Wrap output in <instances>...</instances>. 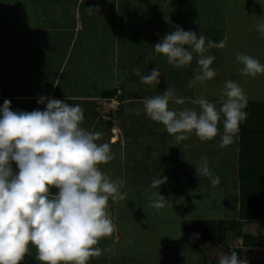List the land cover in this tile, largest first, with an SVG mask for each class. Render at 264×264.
Here are the masks:
<instances>
[{
  "label": "crops",
  "instance_id": "1",
  "mask_svg": "<svg viewBox=\"0 0 264 264\" xmlns=\"http://www.w3.org/2000/svg\"><path fill=\"white\" fill-rule=\"evenodd\" d=\"M55 1L56 3L54 2L50 8L40 9L34 14L38 18L35 25L19 21L16 28L14 26L11 28L20 36L22 33H32L30 39L24 35L20 41L22 45L17 46L15 41H7L0 45V55L3 56L0 58V63L5 59L4 57L7 59L4 61L6 67L3 68V64L0 66V108L3 107L4 101L8 100L13 111H43L46 104L38 103V99L41 97L54 98L70 105L79 104L85 110L82 127L89 131L102 133V138L98 143L121 146L120 158L122 162L136 160L135 165L131 166L133 169L126 166L128 170H132L131 174L136 173L134 179H138V181L132 184L129 181V176L125 173L122 174L121 179L125 182L121 189L122 192L140 191L139 196L142 197L145 187L152 188L151 182L154 178L167 177V182L161 185L158 190H160V195L168 200L169 209L173 205L176 193L179 194L176 197L178 201L189 208L190 195L197 192H201L203 200L197 202V207L212 203L216 207L214 196L208 193L215 195L219 192L220 197L224 198L223 205L222 201L220 202L224 213L218 214L213 219L210 217L211 220L208 222L240 220L239 133L233 144L223 148L220 147V135L214 140L201 141L192 133L188 140L177 142L175 137L169 135L161 124L152 121L145 114L143 105L145 98L160 95L167 87L174 85L165 78L166 71L162 68L163 61H161L163 57L158 56L152 46L160 42L166 34L175 31L177 26L185 31H193L199 36L201 25L207 26L208 23H211L210 17L214 18L218 14V12H212L213 9L208 2L210 0ZM23 2L21 5L18 4L17 11L26 10ZM196 2H199V5H203V7H198ZM61 4L63 9L60 8ZM206 4L209 6L206 7ZM31 9V13H33L34 6L27 8L28 11ZM249 9L246 7L245 11L248 12ZM261 9L259 11L262 18L264 17V7ZM52 14L56 18L50 19ZM14 15L16 12L13 11ZM197 16L201 18L196 19ZM237 21L238 19L232 21L234 32H239V29L243 31L246 24L247 28H249V24L252 25L250 20L243 21L242 19V24ZM202 32L205 33L204 36L207 39L216 43H224L223 48H213L207 53L215 57L211 67L220 69L224 75L219 78L216 76L204 85H197L189 89V81L185 82V80H192L194 73L199 68L196 62L197 55L193 53L194 58L191 65L183 68L182 76L185 79L181 76V79L178 80L181 83L174 87L176 95L184 97L186 103L183 105L170 103L169 107L176 110H182L185 107L194 108L199 111V106L192 101L201 95L219 107L223 97L216 96L215 93L217 89L221 91L229 80L238 83L243 90L247 89L251 93H258L256 97L262 99L263 94L260 92H264V75L237 77L231 70L232 65L239 63L236 60V53L240 49L248 47V54H251L250 48H252L254 53L251 56L255 54L257 48L262 49L259 52L264 56V38L260 37L256 29L252 36L247 37L248 40L245 39L243 32L242 38L235 34L225 35L226 32H221L219 29L213 30V32L208 30ZM140 50L145 52L144 61L141 60L142 65L139 56L137 58L135 55ZM150 52L151 56H149ZM30 54L35 55L34 59ZM155 67H158L161 73L159 85L142 84L140 77L133 72V69L139 68L141 73L146 75ZM177 70V72H181L180 69ZM186 71L192 74H185ZM172 79L170 78V82ZM118 91H121L120 95H118ZM246 95L247 102H264V98L263 101H258L253 98L248 99V94L246 93ZM250 96L253 97V95ZM112 100H118L121 103L118 114L114 121H104L101 119V113L111 108ZM130 116H133V119L138 122L134 127L136 128L134 135L137 137L134 139L131 138L133 134L128 128L131 121ZM218 127L220 133L223 134V120ZM133 141L135 142L133 146L139 145L137 148L140 154H135L136 158L131 157L129 151H126ZM223 155H226L227 159H231V164L235 167L231 177L226 175L225 178H219L220 182L213 185L208 177L197 175L195 167L202 157L208 158L209 167L212 162L216 161L221 169L220 162L223 161ZM12 168L14 172L18 171L14 162ZM211 170L216 176H220L216 170ZM174 185L178 186L171 188ZM53 194H56L55 190H53ZM129 198L131 201L134 200L131 196ZM129 198L126 197L123 201H109L108 211L116 226V231L110 238L101 240L99 247L107 249V251H104L101 257L93 258L90 264H111L113 257L123 250L121 243L134 240L132 237L135 236V231L131 232L134 229L133 224L137 221L138 223L143 222L145 216L136 217L131 208L123 206V203L128 202ZM231 203L234 204L232 205L234 208L229 210ZM203 220L204 218H200V220L195 218V221L192 222H204ZM183 221L180 225L181 232L184 233L188 241L180 248L184 251L187 250L186 252L195 250L201 258L200 262L198 261L199 264H205L206 260L217 261L216 258L221 251L228 253L212 242L211 235L201 236L198 231L191 229L192 222H188L190 220H185L186 223ZM206 222L207 220L204 223ZM249 222L255 227L254 232L248 234L264 243V238L260 236L264 232V218L253 219ZM121 223L128 224L131 230L127 231ZM249 224L244 225L243 233ZM126 235L130 239H126ZM231 240L233 241L231 246L235 248L243 243L240 237L229 241ZM142 250L151 251L150 259H146V264L165 263L167 255L163 253L164 248L159 246L151 250L149 246H145ZM127 251L128 249L123 255L127 258L126 260L131 256L127 255ZM251 252H255V249L244 248L242 259L247 260ZM33 255L36 257L34 248L31 249V255L25 256L21 264H40L36 258L30 259ZM259 255L264 256V252ZM120 257L122 256L118 257V262ZM192 260L195 261V259Z\"/></svg>",
  "mask_w": 264,
  "mask_h": 264
},
{
  "label": "clouds",
  "instance_id": "2",
  "mask_svg": "<svg viewBox=\"0 0 264 264\" xmlns=\"http://www.w3.org/2000/svg\"><path fill=\"white\" fill-rule=\"evenodd\" d=\"M254 27L264 38V17ZM223 47V42L180 26L152 46L177 69L190 66L193 53L197 55L199 68L188 83L189 89L217 75L211 67L215 57L207 53ZM236 59L243 65V76L264 75V64L253 56L237 52ZM133 72L142 84L161 82L158 67L146 75L139 68ZM220 95L219 107L201 95L192 101L199 111L186 107L176 110L170 103L183 105L186 100L167 87L160 95L145 98L143 105L145 114L177 142L188 140L192 133L201 141L220 135L223 148L235 142L240 125L247 119V95L232 80L225 83ZM38 103L46 104L45 110L13 111L8 100L0 108V264H21L32 248L40 264H90L107 251L99 247L101 240L116 231L109 201L126 199L127 193L121 191L125 182L102 171L101 166L114 159L111 146L98 143L101 132L82 127L85 110L79 104L48 97L39 98ZM222 118L223 134L218 127ZM195 171L213 185L220 182L206 156ZM166 182L167 177L160 176L152 180L151 187L159 189ZM152 197L150 207L159 211L167 206L168 200L159 191ZM216 260L217 264H247L235 251H221Z\"/></svg>",
  "mask_w": 264,
  "mask_h": 264
},
{
  "label": "rangeland",
  "instance_id": "3",
  "mask_svg": "<svg viewBox=\"0 0 264 264\" xmlns=\"http://www.w3.org/2000/svg\"><path fill=\"white\" fill-rule=\"evenodd\" d=\"M21 2H23V5L26 7V10L17 11L18 4L21 5L22 4ZM54 2L56 3L55 0H0V45L7 41H15L17 46L22 45L20 41H22L21 37L24 35H27V39H30L32 36V33H27V34L22 33L20 36L19 33L14 32L11 28L13 26L16 28L18 26L17 23L19 21L20 22L25 21L29 23V25H35L37 23L38 18L34 14H36L40 9L50 8L51 6L54 5ZM208 2H209L210 7L213 9L212 12L214 13L218 12V14L214 18L213 16L211 17L209 16L211 23H208L207 26H205V24L201 25V31H199L200 35L205 34L204 32H202L203 30L205 31L208 30L209 32L211 31L213 32V30L217 31V29H219L221 30V32L225 31L226 32L224 33L225 35L235 34L236 36H239L242 38L244 34V36L246 37L245 39H247V37L253 35L254 30H255L254 25L257 24L259 18H261L260 17L261 14L259 10L261 8L263 9L264 7V0H247V1L246 0H229V1L228 0H210ZM196 4L198 7H203V5H199V2H196ZM209 5L206 4V7H208ZM243 5H244V8H243ZM29 6L30 7L34 6L33 13H31L32 9L29 11L27 10ZM246 7L250 8L251 10L249 9V11L246 12L245 11ZM60 8L63 9L62 4ZM13 11L16 12V15L14 16H13ZM242 11H243V16H242ZM21 14H23V16H20ZM53 17L56 18V16L52 14L50 16V19H52ZM199 18L201 17L197 16L196 19H199ZM236 19H238L237 22L241 24H242V19L243 21L250 20L252 22V25L249 24V28H247V24H246L243 31L239 29L240 30L239 32H234L233 31L234 28H232L234 23L232 21ZM5 29H8V30H5ZM250 49L252 51L251 54H253L254 50L252 48ZM260 50L262 49L257 48L255 50V54L252 56L258 59L262 64H264V56L260 55V52H259ZM248 51H249L248 47L243 48V50L242 49L239 50L240 53H245V54H248ZM251 54H248V55H251ZM135 55L136 57L139 56L140 63L142 65L141 60L144 61L145 52L140 50L137 54L135 53ZM30 56L33 59L35 57L34 54H30ZM158 56L163 57L162 55H158ZM2 57L3 56L0 55V58ZM4 58L5 59L0 63V66H2V64L4 65L3 68L6 67L5 65L6 62L4 61H7L6 57ZM132 61L134 62L133 58H132ZM161 61H163L162 68H164L166 71L165 78L167 79V81H169L170 84H174L171 87L173 88L176 87V84L181 83L178 80L181 79V76L184 73V69L180 68L181 72L180 71L177 72L178 71L177 68L170 66L167 63V59L165 57L161 58ZM242 67L243 65H241L240 63H237L231 66V70L235 72L237 77H242V74L240 72V69ZM213 69L217 72L216 76L218 78L224 75V73L221 72L220 69L218 68H213ZM188 73L190 72L188 71L185 72V74H188ZM225 75H227L226 72H225ZM170 78H173L171 82H170ZM183 78L185 79V77ZM190 80L191 79L185 80V82H188ZM244 92L248 94V97H249L248 99L253 98V100L259 101L264 98V92H260L263 94L262 99L261 97H256L258 93L256 94L251 93L247 89H245ZM220 93L221 91L217 89L215 95L219 96ZM249 94L253 95V97L250 96ZM130 118H131V121L129 123L130 126L128 128L130 129V133L133 134L131 138L134 139V138H137L134 135L135 129H136L134 127L138 124V122L136 121V119H133L134 118L133 116H130ZM132 143L129 145V147H127L126 151H129V153L131 154V157L136 158L135 154L137 153L140 154V151L137 148L139 147V145L133 146L135 145V142L133 141ZM110 146H111L112 153L115 156H114V159L110 163L101 166L102 171L108 173L113 179H116V178L121 179L122 174L125 173V175L127 174L129 176V181L132 184H135L136 181H138V179L137 180L134 179L136 173L133 172V174H131L132 170H128L127 166L130 169H133L131 166L135 165L136 160L122 162V159L120 158L121 146L119 145L118 146L110 145ZM248 155L249 153L247 154V158L249 160H253L251 159L252 157L250 158ZM223 156H224L223 161L220 162L222 166L221 169H220V165L217 164L216 161L212 162V165L210 168L213 170H216L219 173L218 174L220 175L219 178H225L226 175L228 176L230 175L231 177L232 170L235 169V167L231 164V159H227L226 155H223ZM133 167L136 168L135 166ZM177 186L178 185H174V187H171V188H175ZM244 186H245L244 190L245 189H248V190L255 189V190H259V193L264 195V182L262 181H260L259 183H255V185L253 186L252 184L246 182L244 183ZM159 188H161V186ZM155 191L160 192V190L158 189L145 187L143 190L142 197L139 196L140 191L127 193V197L129 198V196H131L132 199L134 198V200L131 201V199L129 198L128 202L123 203V206H125L126 208H131V210L134 211V214L136 217H140V218L142 216H145V217H144L143 222L140 221L138 223L137 221L135 224H133L134 229L132 230L130 226L128 227V224L121 223L122 227L127 229V231H130V230L131 232L135 231V236L132 237L134 238V240L131 239L133 241H123L121 243V247L123 248V250L121 253H119L118 255L116 254V255L118 257L119 256H122V257L119 258V262H118L117 256L113 257L111 264H146V259L150 257L151 251H143L142 249L145 246H149L151 250L152 248L156 249L159 246L161 248H164L163 253H165L167 257H165V260H164L165 263H161V264H174V263L176 264H199L198 261L200 262L201 258L195 250H192L191 252H186L187 250L184 251V249L180 248L182 245H184L188 241V239L185 238L184 233L182 234L181 232V227H180V225L182 224L181 222L182 220H184L183 223H186L185 220L187 221L190 220L188 222H192L193 220L195 221V218L197 220H200V218H204L203 221L205 222L207 220L208 222V220H211V218L213 219L218 214L220 215L221 213H224V209H222L220 205L221 201L223 205V200H224L223 196L220 197L219 192L215 193V195L213 193H208L209 195L214 196V202H215L214 205L216 207L213 206V203L210 205L197 207L198 205L197 202L199 203L203 201L201 192H197L196 194L190 195V199L188 202L190 206L189 208H187L180 201H178L176 197L179 196V194L176 193V197L174 198V201L172 202L173 205L170 206V209L168 208V206H166L164 209L157 211L156 209L149 206L152 203V200L154 199V197H152V193ZM140 198L142 202L140 201ZM145 205L147 207H144ZM232 205L234 204L231 203L229 210L230 208H234ZM249 223L250 222L248 221L244 223V225L249 224ZM254 227L255 226H252V224H249V226H247V229H245L244 234L253 233ZM260 236L264 238V232ZM126 239H130L128 235H126ZM239 246H242V243ZM261 247L262 248L260 247L249 248L253 250L255 249V252H251L250 256H248L249 258L246 260L247 264H260L261 261H262L261 264H264L263 263L264 256L259 255V253L264 252V249H263L264 243H262ZM126 249H128L127 255H131L128 260H126L127 258L123 256L126 252ZM255 253L257 254L255 255ZM34 256L35 255H33V257H31L30 259H34L35 258ZM192 259H195V261L193 262ZM166 260L168 261L167 263H166ZM208 262L210 261L208 260Z\"/></svg>",
  "mask_w": 264,
  "mask_h": 264
},
{
  "label": "trees",
  "instance_id": "4",
  "mask_svg": "<svg viewBox=\"0 0 264 264\" xmlns=\"http://www.w3.org/2000/svg\"><path fill=\"white\" fill-rule=\"evenodd\" d=\"M248 116L240 125V220L226 222H192L190 228L198 231L201 236L211 235V240L220 249L229 254L237 252L242 259L244 248L261 247L262 242L249 234L243 233L244 223L264 218V195L259 190L245 189L244 183L255 185L264 182V102H247L245 108ZM249 118V119H248ZM253 160L247 158V154ZM254 188V187H252ZM230 235V236H229ZM229 236V237H228ZM240 237L242 246L232 247L230 239ZM205 264H217V261L206 260Z\"/></svg>",
  "mask_w": 264,
  "mask_h": 264
},
{
  "label": "built area",
  "instance_id": "5",
  "mask_svg": "<svg viewBox=\"0 0 264 264\" xmlns=\"http://www.w3.org/2000/svg\"><path fill=\"white\" fill-rule=\"evenodd\" d=\"M121 94V91H118V95ZM121 103L118 100H112L111 102V108H108L107 110L103 111L101 113V119L104 121H114L120 107ZM219 247H222L221 245Z\"/></svg>",
  "mask_w": 264,
  "mask_h": 264
}]
</instances>
